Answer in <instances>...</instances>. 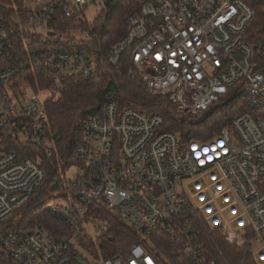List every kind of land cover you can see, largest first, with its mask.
<instances>
[{
  "label": "built area",
  "instance_id": "1",
  "mask_svg": "<svg viewBox=\"0 0 264 264\" xmlns=\"http://www.w3.org/2000/svg\"><path fill=\"white\" fill-rule=\"evenodd\" d=\"M248 1L141 0L106 56L114 68L127 58L118 78L139 79L182 116L198 117L235 95L240 112L217 134L186 142L164 129L160 114L119 107L118 81L102 111L79 123L82 139L69 162L57 166L45 164L59 140L45 101L67 77L89 78L97 65L85 49L49 41L57 38L55 21L87 20L91 7L94 20L114 0L10 6L0 22V264H226L212 256L222 255V241L246 249L237 264H264V39L257 52L245 40L254 16ZM34 66L50 78L37 92L18 85ZM37 206L62 227L52 233L29 219ZM97 208L136 242L104 258L99 245V258L83 254L77 230L85 217L98 218ZM106 231L98 221L96 239Z\"/></svg>",
  "mask_w": 264,
  "mask_h": 264
},
{
  "label": "trees",
  "instance_id": "2",
  "mask_svg": "<svg viewBox=\"0 0 264 264\" xmlns=\"http://www.w3.org/2000/svg\"><path fill=\"white\" fill-rule=\"evenodd\" d=\"M141 0H114L111 6L94 20H79L60 18L55 21L57 38L49 40L54 44L62 45L65 49L82 48L93 55L97 71L89 78L82 75H72L62 82V90L58 96L45 101V109L51 130L59 138L52 155L47 158L53 165L61 161L69 162L70 153L75 144L82 139L79 123L91 113L102 111L106 98L114 91L115 83L120 81L117 89L116 103L119 107H129L140 112L158 113L163 118V127L166 130L177 132L182 140L204 141L217 134L221 127L226 125L235 114L240 112V101L235 95H230L224 101L212 106L203 114L190 118L178 114L168 100L159 94L146 92L139 79H128L125 76L118 78V70H125L127 58L121 67H110L106 63L109 46L122 37L126 31L125 18L135 9ZM18 0H0V22H3L13 12L11 5ZM254 16L248 22L245 40L255 52L259 50L264 39V0H249ZM19 84H23L31 91L37 92L39 87L50 84V78L45 71L34 66L20 76ZM47 180L54 172L45 168ZM33 201L30 203L32 204ZM35 204V203H34ZM96 203L93 204V206ZM92 207V206H91ZM98 218L107 223V231L96 239V244L104 248L103 258L114 252L124 251L125 248L136 242L132 230L116 217L105 213L103 208L97 210ZM28 218L42 224L47 230L55 233L62 227V223L50 216L42 207H34L28 213ZM216 243H213V246ZM222 251L220 256L213 252L212 256L219 258L226 264H237L247 260V251L244 248H233L226 243L216 245Z\"/></svg>",
  "mask_w": 264,
  "mask_h": 264
},
{
  "label": "rangeland",
  "instance_id": "3",
  "mask_svg": "<svg viewBox=\"0 0 264 264\" xmlns=\"http://www.w3.org/2000/svg\"><path fill=\"white\" fill-rule=\"evenodd\" d=\"M85 15H86L87 20H92L96 16V11L93 7H91L85 11ZM20 79H22V78L20 77ZM20 79L18 80V85H20L19 84ZM21 85H23V84H21ZM48 95H49V91L48 92L43 91L41 94V96L43 98H45ZM72 176H73V173L70 172L66 175L65 178L71 179ZM100 204L102 205V207L105 206L104 203H100ZM92 207H90V209H92ZM98 221H100L98 218L90 217V216H87L82 220L80 228L77 230V232L79 234H81V236H82V241L80 243L76 244L78 249L81 248V252L83 254L93 255V256H96L97 258L100 257V255H99L100 249H99V246L96 244L97 233L95 232Z\"/></svg>",
  "mask_w": 264,
  "mask_h": 264
}]
</instances>
